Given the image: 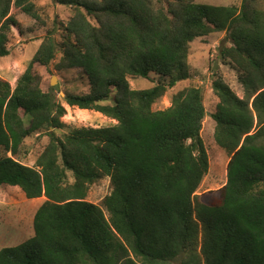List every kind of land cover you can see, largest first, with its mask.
Instances as JSON below:
<instances>
[{
	"label": "trees",
	"instance_id": "16d2710c",
	"mask_svg": "<svg viewBox=\"0 0 264 264\" xmlns=\"http://www.w3.org/2000/svg\"><path fill=\"white\" fill-rule=\"evenodd\" d=\"M264 2V0H263ZM65 25L45 34L14 88L0 79V186L44 198L33 235L0 249V264H264V3L239 7L196 0H55ZM16 12L40 21L33 0H0V58L9 55ZM58 24V25H59ZM223 33L218 57L236 72L243 97L217 78L213 139L227 155L226 183L208 202L195 195L209 158L201 139L202 91L188 86L190 44ZM227 45H224V44ZM79 70L88 92H64L70 108L115 121L72 128L57 87L41 88L38 68ZM155 84L132 90L128 77ZM82 78V77H81ZM151 79V82H153ZM47 142L34 166L21 163L26 141ZM108 178L103 210L86 201Z\"/></svg>",
	"mask_w": 264,
	"mask_h": 264
},
{
	"label": "rangeland",
	"instance_id": "374dc122",
	"mask_svg": "<svg viewBox=\"0 0 264 264\" xmlns=\"http://www.w3.org/2000/svg\"><path fill=\"white\" fill-rule=\"evenodd\" d=\"M55 0H33L41 8L40 16L44 21L31 20L29 17L16 12L18 25L13 27L9 39V55L0 58V79L8 82L12 88L16 80L22 75L27 64L37 50L46 27L57 24V35L60 24H66L72 15L69 7L54 4ZM257 4L262 5L263 0H256ZM200 4L213 6H236L239 7L242 0H196ZM59 24V25H58ZM223 33H214L201 39H196L190 44L188 55L189 79L178 83L173 89L152 106V110H164L170 106L171 97L174 93L185 87H198L202 91L203 104L206 109V115L203 120L201 139L207 150L209 158V167L207 174L203 178L198 190L197 200L208 202L216 196V192L226 183V166L228 157L215 144L213 139L214 122L211 113L214 112L218 102L212 90V83L220 78L231 90L240 98L243 97L241 86L237 82L236 72L231 66L224 64L218 57V50L224 43ZM224 45H227L226 43ZM42 76L41 88L46 91L49 87H57L58 101L65 108L66 114L61 119L64 128L57 135H62L72 128L81 127H107L115 124V121L101 115L100 113L86 110L80 112L77 108L68 107L63 101L64 92L80 94L88 92V84L85 77L79 75V70L58 73L49 68H38ZM82 77V78H81ZM154 77L151 76V79ZM144 80L142 78L128 77V83L132 90H143L152 87L155 80ZM53 81L54 85L50 82ZM47 140L42 136H33L26 141L20 155L21 163L27 166H34L37 153L40 152ZM111 192V186L108 178L90 186L86 201L98 205L105 215L108 214L103 209L102 201ZM44 201V198L27 200L18 188L10 186H0V249L16 246L23 243L33 235L32 221L37 208Z\"/></svg>",
	"mask_w": 264,
	"mask_h": 264
},
{
	"label": "bare ground",
	"instance_id": "6f19581e",
	"mask_svg": "<svg viewBox=\"0 0 264 264\" xmlns=\"http://www.w3.org/2000/svg\"><path fill=\"white\" fill-rule=\"evenodd\" d=\"M80 112H86V110H80Z\"/></svg>",
	"mask_w": 264,
	"mask_h": 264
},
{
	"label": "water",
	"instance_id": "95a60500",
	"mask_svg": "<svg viewBox=\"0 0 264 264\" xmlns=\"http://www.w3.org/2000/svg\"><path fill=\"white\" fill-rule=\"evenodd\" d=\"M50 84H51V85H54V84H53V81H51Z\"/></svg>",
	"mask_w": 264,
	"mask_h": 264
}]
</instances>
